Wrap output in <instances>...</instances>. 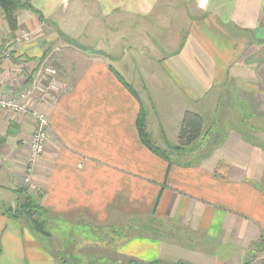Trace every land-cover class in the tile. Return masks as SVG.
Segmentation results:
<instances>
[{"label":"crops","instance_id":"crops-1","mask_svg":"<svg viewBox=\"0 0 264 264\" xmlns=\"http://www.w3.org/2000/svg\"><path fill=\"white\" fill-rule=\"evenodd\" d=\"M21 1L40 18L19 10L17 30L11 32L0 9V43L15 48L9 59H0V97L24 90L42 60L58 70L63 89L40 107L49 132L32 176L43 191L34 200L47 213L48 236L25 218L7 214L23 197L21 164L33 121L0 110V264H69L63 247L75 229L112 230L115 238L105 245L121 262L264 264V58L258 57L264 51V0ZM79 6H86L95 37L105 34L110 17L134 30L115 51L88 43L81 67L67 62L65 48L71 49L73 37L57 25L69 11L76 23ZM132 53L154 62L169 82L164 90L158 81L162 92L172 91L175 100L166 94L156 102L147 94L141 98L147 88H134L108 65L112 55L121 60ZM21 60L28 66L22 72ZM228 85L235 88L218 94ZM232 94L245 102L248 116L260 117L251 121L248 136L229 123L222 142L205 155L215 125L232 118ZM221 98L224 122L217 115ZM141 108L150 139L172 164L140 142L135 123ZM185 111L203 118L206 134L191 147L172 151ZM145 220L149 224L142 231L128 234L125 221ZM76 244L100 249L78 239Z\"/></svg>","mask_w":264,"mask_h":264},{"label":"rangeland","instance_id":"rangeland-1","mask_svg":"<svg viewBox=\"0 0 264 264\" xmlns=\"http://www.w3.org/2000/svg\"><path fill=\"white\" fill-rule=\"evenodd\" d=\"M72 8V7H71ZM86 6H79L76 10V15L74 16L77 18V22L74 23V20H70L73 16V11L68 12V17L63 20V18L58 17L57 25L58 27L66 32V35H71L73 38V42L70 44V48H65V50L70 51L68 53L70 55L68 59V63L72 62L74 65H77V67H81V54H84V51H86L88 43L92 41H96L97 44H99V49L106 50L107 48H114V51L119 48L120 45H122V42L124 39L129 37V35H132L133 28L131 27H122L119 25L118 19L116 20L114 17H110L108 20L104 21L105 28V34H103L100 37H95L90 32L89 22H88V13L85 11ZM118 21V23L116 22ZM74 23V24H73ZM70 24V25H68ZM69 26V27H68ZM68 33V34H67ZM114 55H112L111 60H107L108 65L111 66L113 69L118 70L121 75L129 82L133 81L132 86L135 88L140 87H146L147 89L143 92H139L141 98L146 97L145 95H149L151 98H154V102L163 100V95L166 94L167 96H171L169 99L175 100L174 93L172 91L168 93H164L161 90L160 83L164 86L166 83L163 81L160 77L161 75L155 70L157 67L155 66L153 61H145L144 59L138 58L135 53L129 54L125 58L121 60H115L113 59ZM259 59L264 58V51L262 54L259 53L258 55ZM262 57V58H261ZM258 59V60H259ZM260 62V61H259ZM125 65V69L122 68L121 65ZM155 70V71H154ZM151 72H157L158 75H152ZM129 73H132L129 75ZM137 74V75H136ZM159 81V82H158ZM235 88L231 85H228L226 89H223L221 92H218V94H221L224 92V94L228 91L227 89ZM164 90H166V86H164ZM231 93V92H230ZM228 98H229V93ZM153 96V97H152ZM223 98H221V104L220 107L217 110V115L220 116L219 120L221 122H224L225 119V110L226 108H222V102ZM231 103H233V106L228 109V112H230L232 118L229 122L225 124H216L214 129L216 133H221L224 136L226 135V132L228 131L227 128L229 127V123L233 122V126H240L241 133L244 136L251 135L249 133V126L252 125L251 121H253L254 118L257 117H250L248 116L249 109L247 108L245 102L236 101L234 98V95H231ZM193 108H198L194 106ZM206 117H209V109L206 107L205 109ZM229 114V113H228ZM258 114V113H257ZM263 119V118H259ZM172 120V117L171 119ZM173 121V120H172ZM235 121V123H234ZM169 123V122H168ZM256 126L263 127L261 123H257ZM169 127V126H168ZM252 129V128H251ZM227 130V131H226ZM168 131V130H167ZM149 222L147 220L137 223V221H125L124 226H127L126 230L128 234L133 235L135 232L134 228H137V231H142L146 225H148ZM153 229L156 230L158 227L154 224L152 225ZM76 235V237H75ZM112 238H115L114 233L112 230L106 231H98L97 233L91 232L87 230V232H82V229H75L73 231V235L66 236L65 240L70 241V243H65L63 247V256H66L69 260V264H123V262L119 261L116 255L112 252H109L107 249L109 248L108 245H105V243L110 242ZM79 240L81 243L84 242H92L93 244H98L97 246L100 248L98 251L93 250L92 252L88 249L87 246L84 248L81 247L84 244H76V240ZM74 240V242H72ZM90 255V256H89ZM93 255V256H92ZM95 256V257H94ZM99 256H104L103 258H99Z\"/></svg>","mask_w":264,"mask_h":264},{"label":"built area","instance_id":"built-area-1","mask_svg":"<svg viewBox=\"0 0 264 264\" xmlns=\"http://www.w3.org/2000/svg\"><path fill=\"white\" fill-rule=\"evenodd\" d=\"M24 37L18 38L16 45L21 44ZM13 44L0 43V59H9L14 51ZM18 69H28L27 61H19ZM58 70L48 60L38 63L36 72L30 74L27 87L15 95L0 97V110L12 114L29 117L33 128L26 143L24 160L21 164V184L24 191L31 196H40L43 191L33 182L32 176L36 163L42 156L48 138L49 123L47 115L40 107L54 102L63 89L59 82Z\"/></svg>","mask_w":264,"mask_h":264},{"label":"trees","instance_id":"trees-1","mask_svg":"<svg viewBox=\"0 0 264 264\" xmlns=\"http://www.w3.org/2000/svg\"><path fill=\"white\" fill-rule=\"evenodd\" d=\"M0 9L3 13L4 19L11 32L17 30V12L22 9H28L36 13L39 18L40 14L34 11L28 2H22L21 0H0ZM43 61V60H42ZM49 61V60H48ZM41 62V61H40ZM117 80L125 87V89L130 93V95L137 101L139 98L133 89L128 85L124 79L112 68H110ZM136 131L142 145L150 151L155 156L164 159L168 164H172L169 160L168 154L165 151L160 150L150 139L145 124V113L140 109L137 119H136ZM206 131L204 130L203 118L193 112L185 111L180 120V125L177 134V145L172 147V151H183L186 148L194 145L198 140H200ZM223 140V135L221 133H216L214 136H211L210 144L206 147L204 153L208 155L212 150H214ZM178 164V163H175ZM23 195L18 207L12 211L9 209L7 211L8 215L19 219L25 218L31 224L33 230L41 235L48 236L46 232L47 227V213L40 207L34 199H38L40 196H31L28 195L23 188L18 191ZM123 264H139L136 261L130 260L123 262ZM158 264V263H150ZM175 264H184L178 262Z\"/></svg>","mask_w":264,"mask_h":264}]
</instances>
